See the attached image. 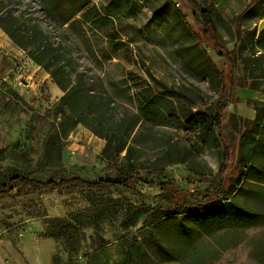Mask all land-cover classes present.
<instances>
[{
  "label": "rangeland",
  "instance_id": "obj_1",
  "mask_svg": "<svg viewBox=\"0 0 264 264\" xmlns=\"http://www.w3.org/2000/svg\"><path fill=\"white\" fill-rule=\"evenodd\" d=\"M3 1L23 29L37 26L61 47L73 79L84 74L88 116L67 136L56 133L65 91L0 26V187L16 176L126 185L109 192L18 187L0 197V264H125L131 250L138 264H164L156 237L184 264H264V225L192 241L154 222L160 207L196 203L206 193L264 211V184L252 179L249 162L239 163L242 135L252 122L264 124V77L253 63L263 51L251 37L263 8L243 16L252 0H92L109 18L81 12L63 24L42 0ZM202 10L214 19L212 32L198 21ZM155 84L171 87L166 95L194 111H223V131L154 123L139 106ZM122 118L131 128L129 156L106 138ZM221 134L234 151L223 168ZM257 141L246 138L244 148L264 162Z\"/></svg>",
  "mask_w": 264,
  "mask_h": 264
},
{
  "label": "trees",
  "instance_id": "obj_2",
  "mask_svg": "<svg viewBox=\"0 0 264 264\" xmlns=\"http://www.w3.org/2000/svg\"><path fill=\"white\" fill-rule=\"evenodd\" d=\"M42 2L63 24L70 22L81 12L85 19L90 18L92 14H95L100 20L109 18L107 14H102L96 6L91 5L92 0H42ZM256 7L263 8L262 18H264V0H252L242 15H246ZM198 21L203 25L205 32H212L215 28L214 19L208 10H202ZM0 26L36 63L47 69L54 81L65 91V95L56 110L57 119L60 118L56 123V133L67 136L80 123H86L88 115L85 113L88 109L82 110L83 104L80 96V87L84 74L82 72L77 73L76 79L69 75L66 66L61 64L64 56L59 53L61 47H53L47 34L37 26H33L31 29H23L19 25L18 17L3 0H0ZM251 37L252 41H255L263 51L254 56L253 63L256 67L254 70L259 74L257 77H264V30L261 33L254 30ZM226 56L228 62L234 65L231 56L229 54ZM225 77L226 72L223 70L221 73L223 81ZM163 86L164 89H161L156 84L151 85L148 89L146 100H140V111L144 115L149 116L154 123L172 125L178 128L188 126L201 130L209 129L211 125L215 124L220 133L223 131L225 125V113L223 111H218L212 116L207 112L194 111L193 107L180 101L177 102L171 97L173 92L171 87ZM167 93L171 96H167ZM209 118H212V123ZM136 124L137 121L134 122V125ZM129 125V122L122 118L114 132L106 136L109 145H114L116 152L120 153L127 149V156L132 153L133 148L129 145L131 138ZM242 136L243 142L241 143L239 163L241 166L246 167L249 162V167L254 173L252 174V179L257 186H262L264 184V162L253 159L250 156L252 149L249 148L246 151L244 144L246 138L252 140L257 136L259 141H257L256 149L260 148L264 152V124L260 127L259 123L252 122ZM221 138L224 145V158L221 165L223 168L233 158L234 151L225 140L224 135L221 134ZM123 185H126V179L90 181L82 177H73L44 181L36 178L16 176L0 187V197L10 196L12 191L18 187L27 188L31 192L64 189L109 192ZM174 201L176 202L175 204L158 209L154 222L158 224V227L174 226L188 240L193 241V239L199 238L201 235L212 234L225 228L264 225V211L249 208L235 199L226 201L222 197L206 193L202 200L196 203H192L188 199H185L182 203H179V200ZM155 243L159 252L165 256L163 262L180 261L172 255L168 246L159 240V237L155 238ZM138 262L134 251H129L125 257V264H138Z\"/></svg>",
  "mask_w": 264,
  "mask_h": 264
},
{
  "label": "crops",
  "instance_id": "obj_3",
  "mask_svg": "<svg viewBox=\"0 0 264 264\" xmlns=\"http://www.w3.org/2000/svg\"><path fill=\"white\" fill-rule=\"evenodd\" d=\"M164 264H184V263L181 262V261H175V260H173V261L164 262Z\"/></svg>",
  "mask_w": 264,
  "mask_h": 264
},
{
  "label": "water",
  "instance_id": "obj_4",
  "mask_svg": "<svg viewBox=\"0 0 264 264\" xmlns=\"http://www.w3.org/2000/svg\"><path fill=\"white\" fill-rule=\"evenodd\" d=\"M263 30H264V19L260 22L259 33H261Z\"/></svg>",
  "mask_w": 264,
  "mask_h": 264
},
{
  "label": "built area",
  "instance_id": "obj_5",
  "mask_svg": "<svg viewBox=\"0 0 264 264\" xmlns=\"http://www.w3.org/2000/svg\"><path fill=\"white\" fill-rule=\"evenodd\" d=\"M177 5H179V3H177Z\"/></svg>",
  "mask_w": 264,
  "mask_h": 264
}]
</instances>
